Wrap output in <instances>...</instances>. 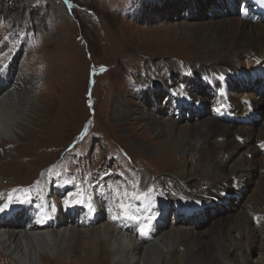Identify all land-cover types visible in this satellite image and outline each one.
<instances>
[{"label": "rangeland", "instance_id": "374dc122", "mask_svg": "<svg viewBox=\"0 0 264 264\" xmlns=\"http://www.w3.org/2000/svg\"><path fill=\"white\" fill-rule=\"evenodd\" d=\"M5 1L8 0H0V3ZM189 1L193 0H12L15 6L9 7L10 12L0 13V64L7 65L13 60L16 71L11 68L12 65L7 75L14 78L12 74L23 73L32 82L34 79L36 89L32 95V123L18 132L16 141L0 145V187L27 185L36 177L44 180V172L49 169L53 180L58 181L76 171L92 176L93 188L98 194L101 191L107 193L108 187L113 185L122 195L129 182L117 180H123L125 175L146 178L145 184L167 179L164 184L161 182L162 186L160 184L154 189L170 205L188 197L186 192L182 197L181 191L195 192L201 180L200 171L208 172L212 166L200 162L198 153L194 152V158L187 160V171L196 168L192 176L196 188L188 187L182 158L173 156L176 151H173L174 154L169 152L175 157L169 158L168 151L172 148L165 153V148L157 144L158 140L144 134L141 126L134 122L137 111L134 94L162 78L173 79L171 87L178 90L181 83L191 81V77L181 75L185 66L197 72L196 67L208 66L209 69L228 58L247 67L249 58L244 53L252 45L244 46L245 50L238 46L240 42L228 46L209 44L207 41L199 43V46L191 43L194 41L191 35L194 23H218L223 13L214 5L219 1L224 5L226 3L224 0H197L199 5H192V8L188 5ZM236 2L233 7L238 9V0ZM214 11H218V15L212 14ZM15 31L22 32L20 37ZM170 67H176L179 74L169 73ZM164 85L167 83L157 90V100L162 106L169 102ZM196 86L200 87L204 96L208 95L203 82ZM116 104H122L125 109V116L118 122L114 121L113 115ZM262 107L260 118H257L259 121L264 118ZM184 115L191 117L186 111H183ZM238 142L243 144L245 140ZM203 178L207 185L209 178ZM251 181L245 184L246 194L250 193ZM184 182L186 186H183ZM206 185H200L202 190ZM229 186L235 187L231 181ZM151 187L142 196L149 204L150 201L157 202L163 208V201L159 202L155 190L151 192L153 196L150 193ZM166 189L171 190L170 196L165 195ZM53 191L57 189L53 188ZM135 195L132 190L127 202ZM240 195L237 192L230 194L228 201H222L224 204L220 203V206L234 212ZM66 200L73 202L75 198H70L69 193ZM253 203L249 202L244 208L250 225ZM171 207L166 208L165 219L160 218L158 222L169 240L172 227H189L188 230L203 232L210 227L209 219L216 216L211 212V215L204 214L206 217L202 214L200 217L205 219L202 221L204 225L199 227L192 220H184L181 215L176 217L174 212L171 213ZM103 222H106L105 217L99 219L95 226L101 228ZM236 239L238 235L231 232L229 244L234 245ZM256 244L249 254L252 264H259L260 260ZM99 246L101 252L106 253L102 243ZM94 247L98 246L93 244L86 253L95 251ZM179 250L182 252L183 248ZM93 254L79 256L75 264H110L101 254ZM5 258H0V264H13ZM59 260L55 262L50 257L47 263L59 264L63 260L64 264H70L68 259ZM199 262L200 259H197L191 264Z\"/></svg>", "mask_w": 264, "mask_h": 264}, {"label": "bare ground", "instance_id": "6f19581e", "mask_svg": "<svg viewBox=\"0 0 264 264\" xmlns=\"http://www.w3.org/2000/svg\"><path fill=\"white\" fill-rule=\"evenodd\" d=\"M196 1H189L188 5L190 7L192 5L194 7L195 4L199 5ZM217 1L219 0H215V2ZM224 3L226 6L221 1L214 5L217 10H220V13H223L222 17L220 16L222 19L218 23L209 21L194 23L191 29L194 41L191 43L199 46V43L207 41L209 44L226 46L240 42L238 46L242 48L252 45V48L249 46L248 52L244 53L249 58L247 67L238 63L240 61L224 58L212 67L209 66V69L208 66L196 67L197 72L193 71L191 81L181 83V88L177 87L178 90H175L176 87L175 89L171 87L173 79L162 78L159 81H154L152 85L148 84L142 92H136L137 95L134 94V98L137 99L134 122L141 126L144 134L157 139L158 142L156 140L155 142L162 149L165 148V153L172 148L168 153L174 154L173 151H176L173 156L179 155L182 158L184 171H186L184 177L188 187L196 188V181L192 177L196 168H193L191 172H188L187 169V160L192 157L194 152L198 153L200 162L212 166L208 172L200 171L199 179L201 180H199L195 192L188 190L189 193L187 191L180 192L182 197L186 192L187 200H176L171 205L175 209L180 208L179 212H174L178 218L185 210H191L196 205L201 207L207 205L203 211L188 218H185L187 215H181V218L186 221L192 220L194 225L202 227L204 225L202 221L205 219H201L200 216L202 214L211 215L210 212L214 213L216 216L209 219L208 230L198 232L188 230L189 227L186 229L172 227L169 240L159 227V214L162 208L156 204L152 206V209H157L155 229L150 226L152 232L150 231L147 235H141V233L136 235L133 232L134 229L139 228L138 230H140L141 226L149 221L146 210L140 211L133 200H130L124 207L129 210V214L139 216L141 219L136 221L124 219L121 205H119L114 207L111 215L105 218L106 222H103L101 228L95 226L99 219L97 222L91 221L86 226L84 216L81 217L83 218V220L81 219L82 224H78L76 219L68 220V217L65 221L63 211L55 206L53 210L52 206L51 213L57 218H54L53 215L51 217L57 221H51L48 227L38 231H35L34 228L28 231L24 229L22 211H18L13 219L2 223L0 225V258L6 257L13 264H46L47 259L53 257L55 262H60L59 259L65 258L70 260V264H75L78 262L79 256L95 252L93 255L101 254L103 258L108 259L110 264H191L197 259H200L199 264H252V257L250 259L249 254L256 248L254 243H258L256 246L257 256L260 257L259 264H264V221L256 226L251 219L250 225L244 209L245 205L253 201L252 215L264 216V154L261 153L260 147L256 146V142L264 141V118L261 117L262 120H257L260 118V111L264 106V71L261 68V64L264 62V23L259 20L250 22L248 18H242L237 13L238 9L233 7L235 3L237 5L236 0H224ZM187 11L189 12V10ZM212 14L218 15V11H214ZM235 14L237 15L235 16ZM247 25L250 27H246ZM168 40L170 39L166 41ZM244 49L247 48L244 47ZM189 60L192 61L191 57ZM259 60L261 62L257 68L256 63ZM193 64L197 65V63ZM12 65L13 67H11ZM10 67L16 71L14 63L10 62L6 66L7 69H11ZM175 68L170 67L168 72L178 75L179 72ZM252 69L258 71V73L254 72L257 75L256 78L255 76L250 78L252 75L249 72ZM205 72L208 73V76H218L220 73L228 72L226 78L228 83H223L227 87L230 100L237 109L239 108V115L247 116L249 114L252 117L249 118L250 123L241 125L225 121L224 118H217L210 113L212 105H205L211 102L210 97L204 96L200 87L196 86L203 82L200 75ZM12 75L14 76L12 81H8L3 73L0 76V83H4V85L0 84V145L6 141H16L19 138L18 132L23 131L25 126L32 123L30 118L34 114L32 106V95L36 88L34 79L32 82L29 78L24 77L25 74L19 72ZM245 77L248 78L247 82L244 80ZM166 83L167 85L164 86L169 102L162 106L157 100V90ZM213 84L217 85L219 81L214 79ZM205 88L210 92L208 86ZM183 94L191 100L201 101L202 108H196L194 105L185 107L184 102L179 100L180 97L183 98ZM241 98H249L252 108L247 109L248 111L241 108L239 103ZM183 111L190 113L191 117L183 116ZM124 113V106L116 104L113 114L114 121H120L125 116ZM197 113L200 114L197 116ZM179 117H182L181 122L178 121ZM255 117L257 118L253 119ZM240 136H243L245 140L243 144L237 141V137ZM170 153L169 158H175ZM245 155H249L250 158ZM253 174L255 176L251 178ZM203 177L209 178L208 186ZM248 180H252L251 189L250 193L246 194L245 184H248ZM230 181L235 187L229 186ZM200 185L203 187L206 185V188L202 190ZM183 186H186L185 182ZM236 187L237 189H235ZM213 190L221 192V194L215 193ZM235 192L241 194V197L237 201L238 207L234 208V212L231 213V210L227 211L224 206H220V203L227 202L230 198L229 195ZM45 194L46 197H49L50 191L45 189ZM176 199H179V196H176ZM195 200L200 202H193ZM32 203L44 205L43 201L35 195H31L26 200V204ZM101 214L99 212V215ZM113 216L119 218L115 221L112 219ZM204 216L206 217V215ZM102 218L104 217L101 215L100 219ZM113 221L124 224L119 228L116 226L117 224L111 223ZM231 232L238 235L234 245L228 242ZM101 243L106 253L101 252L99 246ZM93 244L98 246L94 247L95 251L86 253ZM180 247L183 248L182 252L179 250ZM62 263L64 264L63 260L59 264Z\"/></svg>", "mask_w": 264, "mask_h": 264}, {"label": "snow or ice", "instance_id": "6c2138e0", "mask_svg": "<svg viewBox=\"0 0 264 264\" xmlns=\"http://www.w3.org/2000/svg\"><path fill=\"white\" fill-rule=\"evenodd\" d=\"M5 68H6L5 65L0 64V73H3V71H5ZM262 147H264V145H262ZM149 191H151V189ZM64 203H65V205H69L72 202H70L68 200H65ZM74 203L82 204V203H84V201L83 200H76V201H74ZM7 206L8 205H6V204L3 205V206H0V212L4 211V209ZM120 207H121V211H122V215H123L124 219L130 220V221L138 220L137 216L129 214V210L127 208H125L124 205H121ZM88 208H89V212L90 213H94L95 209L90 204L88 205ZM53 210H54V206H53ZM118 218H119L118 216H113L112 217L113 220H116ZM152 218L154 219V217H152ZM40 222H43V220H41ZM149 224H150V221H149V223L143 224L141 226V228H140L141 235H147Z\"/></svg>", "mask_w": 264, "mask_h": 264}, {"label": "trees", "instance_id": "16d2710c", "mask_svg": "<svg viewBox=\"0 0 264 264\" xmlns=\"http://www.w3.org/2000/svg\"><path fill=\"white\" fill-rule=\"evenodd\" d=\"M8 4H11V5H8ZM11 6H15V4L12 2V0H8V1H5V2H1L0 3V13H7V12H10V8Z\"/></svg>", "mask_w": 264, "mask_h": 264}]
</instances>
